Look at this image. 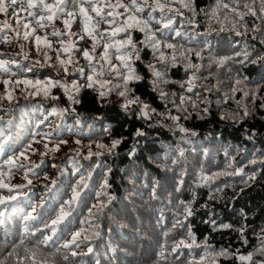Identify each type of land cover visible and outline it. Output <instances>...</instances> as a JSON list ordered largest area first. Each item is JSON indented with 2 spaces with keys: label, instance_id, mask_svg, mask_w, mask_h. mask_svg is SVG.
Listing matches in <instances>:
<instances>
[{
  "label": "trees",
  "instance_id": "obj_1",
  "mask_svg": "<svg viewBox=\"0 0 264 264\" xmlns=\"http://www.w3.org/2000/svg\"><path fill=\"white\" fill-rule=\"evenodd\" d=\"M183 2L0 13V264H264V0Z\"/></svg>",
  "mask_w": 264,
  "mask_h": 264
},
{
  "label": "snow or ice",
  "instance_id": "obj_2",
  "mask_svg": "<svg viewBox=\"0 0 264 264\" xmlns=\"http://www.w3.org/2000/svg\"><path fill=\"white\" fill-rule=\"evenodd\" d=\"M18 2H20V0H0V3H2V6H0V13L8 14L10 10H14L15 9V6H16V4ZM76 2H77V0H73V3H76ZM170 2L171 3L172 2H177V0H170ZM9 5H11V7H9ZM39 6H42L44 9H46L48 11V13H50V15L47 16V19L49 21H51L53 19V17L57 15L58 12H63L64 11V9L66 7V0H55L54 4H46L45 0H38V3L34 4L33 0H28V4H27L28 9H32L33 7H39ZM133 6H135V3H133ZM182 6L187 8V9H189V11H192V12L196 11L195 7L193 6L192 0H184V2L182 3ZM142 10H143L142 8H136L137 12H140ZM92 11L96 12L97 16H100V11H99L98 8L93 7ZM80 13H81L82 16L85 15V9L83 7L80 8ZM12 14L15 15V12L13 11ZM28 14H29V16L32 15L31 12H29ZM108 15L112 16L113 13L112 12H108ZM68 16L72 17L73 13L72 12H68ZM43 19H44V17L41 16L40 19L37 20V24L41 28L45 27V25L40 23V20H43ZM101 19H103V17H101ZM3 23H4L5 27H10V25H8L7 20H5ZM64 23L67 26L69 24V21L65 20ZM168 26H170V25H168V24L165 25V27H168ZM28 27H29V25H27V24L24 25L25 29H27ZM140 30L144 31L143 28H141ZM16 31L17 32L19 31V22H18V26L16 28ZM85 31L87 32V29H85ZM24 34H25V36H28V32L27 31ZM87 34L88 35H92V33H87ZM53 35H57V33L54 31ZM70 35H76V34L75 33H71ZM100 35L103 36V34H100ZM111 35H115V33L113 32ZM81 39H83V37H81ZM40 40H41V37L40 36H36V41L38 42V44H39ZM96 41H97L96 37L93 36V44H92L91 49H84L82 51V55H83L84 59L87 61V66H88L89 69H91V73L87 74V78L89 80V87H91L92 83L94 82V73L96 71L95 63H99V60H96L95 63H94V60H93V57L95 56L96 48L98 46ZM144 43H145L146 47L149 46L147 38H146ZM61 45H62V51L69 55V59L68 60H61L59 58V52H58V54H57V65H58L57 71L60 70V67H63L65 73L67 74L69 72V69H68L67 65L76 63L75 58L73 56H71V52H70V48L73 47L74 45H72L71 47L64 46L63 42H61ZM129 46L134 48V45H133V42H132L130 36L128 37V39L126 41H119V42L115 41L113 43H105L104 44V51L102 53H100V59H102L105 62V64H108V62L110 60V55H111L110 52H109V49L111 47L116 48L117 49V53H118V55L116 56V59L120 61V65L117 66V65H114V64H110L109 67H110V70H114V72L118 75L119 74L118 73L119 67L123 66L125 68H128L127 59L131 55L130 53H126V52H123L122 54H120V50L124 49L126 47H129ZM169 47H171V45H169ZM137 58H139L138 54H137ZM6 63L7 62H3V64L0 65V71H7V68L5 67ZM41 67H45V64H42ZM72 71L73 72L78 71L81 76L85 75V70H84L83 67H80V68L74 67V68H72ZM132 71L134 72V69H132ZM137 79H138V77H137ZM48 82L49 81H45V83H48ZM4 83L7 85L8 81H4ZM51 83L53 84L54 87H64L65 90H67L66 82L62 83V82L51 81ZM72 87L76 88L77 86L75 84H73ZM129 103H134V101L126 102L124 105H122V108H127ZM147 107H148L147 105L144 106L145 109ZM141 134H142L141 132H139V131L137 132V135H141ZM120 142L121 141H118V140L115 141L114 142V146L118 145ZM225 228H227V225H225Z\"/></svg>",
  "mask_w": 264,
  "mask_h": 264
},
{
  "label": "rangeland",
  "instance_id": "obj_3",
  "mask_svg": "<svg viewBox=\"0 0 264 264\" xmlns=\"http://www.w3.org/2000/svg\"><path fill=\"white\" fill-rule=\"evenodd\" d=\"M240 258H243L244 260L248 261V258L246 256L241 255Z\"/></svg>",
  "mask_w": 264,
  "mask_h": 264
}]
</instances>
